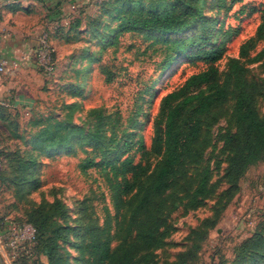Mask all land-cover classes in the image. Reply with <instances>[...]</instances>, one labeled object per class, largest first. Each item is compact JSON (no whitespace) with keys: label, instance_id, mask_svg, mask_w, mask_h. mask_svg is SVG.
I'll return each instance as SVG.
<instances>
[{"label":"rangeland","instance_id":"rangeland-1","mask_svg":"<svg viewBox=\"0 0 264 264\" xmlns=\"http://www.w3.org/2000/svg\"><path fill=\"white\" fill-rule=\"evenodd\" d=\"M131 1L150 7L153 0H115L106 9L101 8L104 2L100 0H57L55 6L48 7L25 0L22 18L9 22L12 30L8 32L19 39L28 59L21 68L15 58L10 59V71L0 78L7 86L0 90V102L12 105L0 107V145L5 154L0 169V264H47L44 256L34 253V230L26 223L29 212L42 203L62 204L65 217L58 223L63 226L83 227V208H93L87 211H95L102 222L104 202L115 216L104 176L96 169L88 170L89 175L81 170L83 160L97 157L100 148L78 144L72 150L45 151L35 146L37 134L49 119L81 127L85 134L97 129L107 139L127 129L136 134L134 142L142 138L149 148L162 98L203 69L200 62L194 65L179 59L162 73L168 48L162 37L124 32L115 38L112 32L118 23L114 9ZM203 8L205 15L215 20V30L236 31L218 64L224 78L229 61L239 58L241 45L254 36L264 0H242L233 5L226 0L224 7L219 6V0H206ZM107 11L113 13L107 15ZM191 34L165 39H184ZM46 35L49 47L45 50ZM263 48L264 41L251 58ZM41 51L45 52L43 60ZM47 62L52 70L45 68ZM104 67L110 72V81ZM245 67L246 77L263 88L260 63ZM234 105L230 99L209 129L203 142L204 159L189 168L181 186L169 191V201L179 206L167 215L174 230L167 245L156 251V264H244L240 260L250 258L243 246L264 224V157L236 179L227 173L232 153L224 149V139L240 130L233 116ZM256 107L264 118V95L258 97ZM94 109L103 110L102 122L91 115ZM136 151L134 148L131 154H136L138 162L140 153ZM206 166L212 169L211 184L216 189L203 206L188 210L187 197ZM67 240L62 253L76 264L79 239L71 233Z\"/></svg>","mask_w":264,"mask_h":264},{"label":"trees","instance_id":"trees-1","mask_svg":"<svg viewBox=\"0 0 264 264\" xmlns=\"http://www.w3.org/2000/svg\"><path fill=\"white\" fill-rule=\"evenodd\" d=\"M114 1L105 0L101 8L106 9ZM241 1L231 0V5ZM205 3L206 0H153L146 7L141 1H131L114 9L118 23L112 32L115 38L131 32L159 36L168 44L161 63L162 73L179 59L203 65L201 71L162 98L153 120L154 134L149 148L142 138L134 142L136 134L127 129L107 139L97 129L85 134L81 127L52 118L37 134L35 146L45 151L72 150L78 144L100 148L97 156L100 159H84L81 170L89 175L88 170L96 169L104 176L115 209L114 216L104 202L101 222L95 211H87L93 208H83V227H72L58 223L65 217L59 201L33 208L26 223L34 230V253L37 251L40 258L44 256L47 264H73L62 253L71 233L79 239L75 245L80 254L74 259L76 264H156V251L167 245V238L174 230L167 215L179 206L176 201H169L168 194L186 181L190 167L204 159L203 142L230 99L235 101L233 116L240 130L224 139V149L232 153L227 173L236 179L249 165L264 157V118L256 107L258 97L264 95V87L246 77L245 67L260 63L264 69V48L251 58L252 52L264 41V11L254 36L241 45L239 58L229 61L223 78L218 64L236 31L215 30V20L205 15ZM219 6H226V0H219ZM190 32L184 39H165ZM103 71L110 81L107 67ZM91 115L103 121V110L94 109ZM134 148L135 153H140L138 162L136 154H131ZM3 156L5 162L4 151ZM211 174L212 169L206 166L187 197L186 209H199L214 192L216 185L211 184ZM243 249L250 252V258L241 259V263L264 264V224L245 242Z\"/></svg>","mask_w":264,"mask_h":264},{"label":"crops","instance_id":"crops-1","mask_svg":"<svg viewBox=\"0 0 264 264\" xmlns=\"http://www.w3.org/2000/svg\"><path fill=\"white\" fill-rule=\"evenodd\" d=\"M29 1V0H26ZM41 7H48L50 4L55 6L57 0H32ZM79 1V0H70ZM25 0H0V58H8L9 60L15 58L18 67L24 65L25 60L28 59L25 48L21 46V42L14 35L12 36L8 31L10 28L9 22H18L25 13L27 7H25ZM28 12V11H27ZM52 18V17H50ZM12 30V29H11ZM14 53H17L13 56ZM11 61V60H10ZM2 82H0V90L7 88ZM5 87H4V86Z\"/></svg>","mask_w":264,"mask_h":264},{"label":"built area","instance_id":"built-area-1","mask_svg":"<svg viewBox=\"0 0 264 264\" xmlns=\"http://www.w3.org/2000/svg\"><path fill=\"white\" fill-rule=\"evenodd\" d=\"M100 1L102 3L105 0H100ZM43 43H44L43 48L46 50L49 47L47 35H46V37H44ZM40 56H41L42 60L45 59V52L41 51ZM46 64H47V66H45V68L47 70H52L51 63H50V67H49V62H47ZM11 66H12V62L8 58H0V78L3 77L4 75L8 74V72L11 69ZM0 105L4 106V107L12 106V105H10V103H1V102H0ZM3 164H4L3 149L0 145V169L2 168ZM33 237H34V234H33Z\"/></svg>","mask_w":264,"mask_h":264}]
</instances>
